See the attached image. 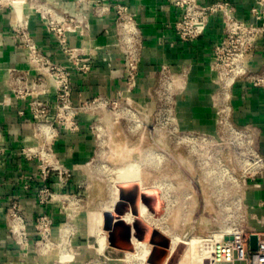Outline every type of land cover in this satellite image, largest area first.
I'll return each instance as SVG.
<instances>
[{"label": "built area", "instance_id": "built-area-1", "mask_svg": "<svg viewBox=\"0 0 264 264\" xmlns=\"http://www.w3.org/2000/svg\"><path fill=\"white\" fill-rule=\"evenodd\" d=\"M174 6L177 17L174 31L181 41L194 40L206 30L211 17H219L222 33L213 42L208 66L212 78V104L233 108L236 87L260 88L264 92V62L261 67L253 64V54L264 39V0H253L248 17L237 15L233 0H165ZM73 11L57 6L53 0H0V9L9 11V33L16 46L24 50L29 69L35 72L30 79L27 70L11 67L7 88L19 100H28L32 118L34 144L23 145L18 154L34 161L37 178H27L24 190H31L40 211L29 219L21 201L10 195L5 205V224L21 259L31 253L47 260L49 264H102L107 245L95 255H87L88 228L82 204L87 201L82 190L83 182L74 179L78 166L66 165L55 152L60 135L77 133L80 116L91 117L89 128L97 142L102 138L106 122H144L153 117L158 122L171 119L169 108L175 104L176 93L184 88L186 70L175 72L168 64H161L158 78L152 88L154 106L139 105L133 99L137 86L139 63L144 46L136 14L123 2L104 3L103 0H75ZM88 4L93 12L102 16L114 12L115 45L123 54L124 86L108 96L97 94L73 100V77L91 71L95 63L94 53L84 47L74 46L69 34L85 36L90 30V20L81 10ZM36 14L58 46L67 64L51 59L30 32L31 16ZM1 40V35H0ZM2 42L0 41V44ZM104 60L110 64L109 56ZM49 84L53 86L52 102L44 99ZM19 113H23L22 110ZM231 116H220L218 122L226 128L223 132H199L196 134V163L205 172L202 181L213 188L218 201L232 203L228 216L236 213L242 221L252 222L249 230L244 224L230 223L214 232L202 264H264V214H258L247 203L250 186L264 176V152L260 147L261 126L247 122L238 129ZM0 163L7 156L1 146ZM218 152H220L218 156ZM221 156V157H220ZM240 178H238L237 175ZM2 182L0 180V187ZM264 207V200H259ZM53 211L55 213H53ZM60 217L57 221L55 216ZM114 220L101 227L112 230ZM100 226V225H99ZM258 236L256 248L250 245V235ZM81 258V259H80Z\"/></svg>", "mask_w": 264, "mask_h": 264}, {"label": "crops", "instance_id": "crops-1", "mask_svg": "<svg viewBox=\"0 0 264 264\" xmlns=\"http://www.w3.org/2000/svg\"><path fill=\"white\" fill-rule=\"evenodd\" d=\"M53 1L57 6L69 11L76 8L75 0ZM103 2L127 4L136 14L144 37L137 86L133 94L134 101L150 109L154 106L151 91L158 78L161 64L166 63L175 72L186 70V76L182 80L184 88L178 90L175 99L178 119L183 121L185 107L192 106L196 107V115H193L196 121L212 122L209 106L214 74L209 70L208 60L213 42L218 40L222 33L219 17L210 18L205 32L200 37L181 41L173 28L177 11L165 0H103ZM233 2L236 5L237 15L242 18L248 17L253 0H233ZM81 10L89 17L90 30L85 36L78 33L69 34V41L74 46L84 47L87 52L92 51L95 63L89 73L74 75V101L97 94L110 96L124 86L123 54L115 45L114 12L110 10L98 16L88 4H83ZM9 17L7 9H0V41L2 42L0 44V132L1 146L7 154L0 163L2 182L0 187V264H49L47 260L33 253L21 259L20 252L13 244L5 224V205L10 195L19 198L29 219L40 211L33 191L24 190L22 187L25 179L37 178L36 164L18 154L23 145L36 143L28 100L15 98L7 88L9 68L27 70L30 79L34 77L35 72L29 69L24 50L17 47L10 36ZM30 32L51 59L67 64L54 38L46 32L36 14L31 16ZM253 55L254 66L261 67L264 62V39L258 43ZM104 56H109L110 64L104 60ZM234 92V118L238 123L255 122L261 126L259 140L264 152V92L260 88L253 87L245 91L236 87ZM44 99L53 101L52 84H49V90ZM20 110L23 113H19ZM79 120V131L73 134L63 132L55 146L56 155L66 165L78 166L74 179H78L79 171L86 167V162L94 149L93 136L89 128L91 117L83 114ZM259 200H264V176L252 184L247 192L248 203L254 206L258 214H264V207L258 206ZM55 218L57 221L60 219L57 215ZM85 218L87 225V215ZM87 230L94 232L92 229ZM109 248L115 249V247ZM76 264H81V260Z\"/></svg>", "mask_w": 264, "mask_h": 264}, {"label": "rangeland", "instance_id": "rangeland-1", "mask_svg": "<svg viewBox=\"0 0 264 264\" xmlns=\"http://www.w3.org/2000/svg\"><path fill=\"white\" fill-rule=\"evenodd\" d=\"M212 98L213 93L210 95L209 106L212 122L196 121V117H193L196 115V107L192 106L185 107V119L180 121L174 104L169 108L171 119L166 122H158L152 117L142 123L123 119L104 123L105 132L98 140V145L93 138V154L76 179L84 183L78 190H82L87 198L82 206L87 214L89 230L91 225L88 222L92 213L102 211L104 222L102 208L115 193L124 196L123 204L133 203L138 207L142 190H150L145 194V200L152 212L147 211L153 219H161L167 230L162 234L169 240L172 236H177L180 240L167 258L166 264H202L201 258L209 249L212 234L230 223L244 224L245 230H249L251 221H242L236 213L227 217L228 205L231 207L233 204L225 200L218 201L213 188L202 181L205 172L197 168L196 134L223 132L226 128L218 122L219 117L228 115L234 118V106L227 112L226 108L213 105ZM233 125L241 129L247 124L234 121ZM219 154L220 152L218 156ZM135 177L140 180L121 182ZM120 201L121 199L116 204ZM231 209L233 210L232 207ZM94 232L89 231L87 234L90 240L87 255L98 252L94 250L97 247V231ZM139 233L142 236L150 235V232L144 230ZM193 237L201 238V241L196 242L191 251L187 242ZM114 241H126L124 227L117 228ZM129 251L131 250L117 247L107 248L105 255L110 259H105L102 264H147L146 260L129 258Z\"/></svg>", "mask_w": 264, "mask_h": 264}, {"label": "water", "instance_id": "water-1", "mask_svg": "<svg viewBox=\"0 0 264 264\" xmlns=\"http://www.w3.org/2000/svg\"><path fill=\"white\" fill-rule=\"evenodd\" d=\"M150 191V190H149ZM149 191L142 190L139 194V202L144 204L148 211L152 212L151 207L147 204L145 200V194ZM154 192L153 190H151ZM121 201L114 206V209L109 213L106 212L104 213V223L106 229L109 228V222L111 219L114 220V223L112 225V230L109 231L108 235V240L112 246H115L117 248H122V249H128L132 250L133 249V244H132V236L135 237L136 239L140 240H145L150 242V244L158 247H161L162 253L157 259H153V253L149 256V262L153 264H162L164 259L166 258L168 254V247L170 244V240L167 236L159 232L158 230H155L151 228L148 224H146L143 220L140 218H137L134 220L131 224L128 222H125L122 219V215L125 214L128 211L134 212L136 216L138 215V207L132 203H125L123 204L124 201V196L120 194ZM123 202V203H122ZM120 205H123L121 208ZM139 205V204H138ZM107 219V221L105 220ZM124 227L126 230V241L124 243L116 242L114 241V234L119 227ZM140 230H144L146 232H150V235L142 236L139 232ZM258 236L256 234L250 235V245L252 249L256 248V243H257Z\"/></svg>", "mask_w": 264, "mask_h": 264}, {"label": "bare ground", "instance_id": "bare-ground-1", "mask_svg": "<svg viewBox=\"0 0 264 264\" xmlns=\"http://www.w3.org/2000/svg\"><path fill=\"white\" fill-rule=\"evenodd\" d=\"M138 180H140V179L138 177H135L132 180L121 181V182H130V181L131 182H136V181L138 182ZM120 199L121 198H120L119 193H115L113 198H111L110 202L103 206V208H102L103 209V215L105 212L111 211L113 209V206H115L116 202H118ZM138 204H139V207H138V215L137 216H136V214H134V212L128 211L122 215V219L125 220L126 222H133L137 218H140L146 224L151 226V228L158 230L161 233H164L167 231L166 228L164 227V225L162 224L161 219H159L160 221L158 219H153L151 214L147 211L148 209L146 208V206L139 201H138ZM102 218H103L102 217V211H99V212L92 213V216L90 219L91 229L93 231L95 229V232L97 231V238L96 237L95 238L98 241V245H99L98 249L99 250H102L108 243L107 231L101 227V224L103 222ZM200 239L201 238L193 237V238H191V240L189 242H187V243H189L188 245H189V248L191 249V251L193 250L196 242H198ZM177 241H180L179 238L177 236H172V239L170 240V246L168 249V254H167V256L164 259L162 264H166V260L169 257L170 253L175 248ZM132 242H133V248L134 249L129 251L127 256L129 258H137V259H142L144 261L146 260L147 264H153V263L149 262V256L153 253V250H154L153 245L150 244V242H148V241L136 239L135 237H132ZM205 255L201 258L202 262H203V259L205 258ZM184 262H186V261H184Z\"/></svg>", "mask_w": 264, "mask_h": 264}, {"label": "flooded vegetation", "instance_id": "flooded-vegetation-1", "mask_svg": "<svg viewBox=\"0 0 264 264\" xmlns=\"http://www.w3.org/2000/svg\"><path fill=\"white\" fill-rule=\"evenodd\" d=\"M154 246V245H153ZM162 253V249L161 247H156L154 246V250H153V258H158Z\"/></svg>", "mask_w": 264, "mask_h": 264}]
</instances>
